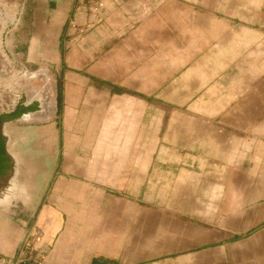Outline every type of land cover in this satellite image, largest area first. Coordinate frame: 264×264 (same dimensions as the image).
<instances>
[{
	"label": "crops",
	"instance_id": "crops-1",
	"mask_svg": "<svg viewBox=\"0 0 264 264\" xmlns=\"http://www.w3.org/2000/svg\"><path fill=\"white\" fill-rule=\"evenodd\" d=\"M6 49L59 107L5 133L0 264H264V0H23Z\"/></svg>",
	"mask_w": 264,
	"mask_h": 264
},
{
	"label": "rangeland",
	"instance_id": "rangeland-1",
	"mask_svg": "<svg viewBox=\"0 0 264 264\" xmlns=\"http://www.w3.org/2000/svg\"><path fill=\"white\" fill-rule=\"evenodd\" d=\"M22 2L23 0H0V115L11 113L22 99H25L26 106L29 105L31 88L36 91H44L56 100L54 118L45 122H25L23 120L24 118L29 119V115L36 118L37 115L42 114V110H37L27 113L21 120L12 123L13 126L28 124L34 128L43 127L44 125L48 126V122L53 123L55 117L58 115L59 105L56 77L54 73L46 68L27 70L21 64L14 61L6 49L7 39L10 36L13 24L18 19ZM12 14L15 15V20L11 19L10 16ZM32 105L36 106L35 103Z\"/></svg>",
	"mask_w": 264,
	"mask_h": 264
},
{
	"label": "water",
	"instance_id": "water-1",
	"mask_svg": "<svg viewBox=\"0 0 264 264\" xmlns=\"http://www.w3.org/2000/svg\"><path fill=\"white\" fill-rule=\"evenodd\" d=\"M37 110V106H26L25 99H22L11 113L0 115V195L5 192L8 185L15 181L17 175L15 160L8 151V139L5 133L11 128L13 122L21 120L27 113Z\"/></svg>",
	"mask_w": 264,
	"mask_h": 264
},
{
	"label": "bare ground",
	"instance_id": "bare-ground-1",
	"mask_svg": "<svg viewBox=\"0 0 264 264\" xmlns=\"http://www.w3.org/2000/svg\"><path fill=\"white\" fill-rule=\"evenodd\" d=\"M11 17V19L12 20H15V15H11L10 16ZM46 73V72H45ZM24 74V73H23ZM46 74H48V73H46ZM30 76H35V75H30ZM34 78H36V77H34ZM45 78V77H44ZM37 80V79H36ZM45 82V81H44ZM31 89H33V88H31ZM34 90V89H33ZM31 92V91H30ZM33 93V92H32ZM31 93V94H32ZM34 96V95H33ZM35 97H36V99L41 103V105L44 107V108H47V111H49L50 112V114L51 115H54V113H55V111H56V108H55V102H54V97H52L53 99L51 100V99H49L50 97H48V96H45V94H43V93H41V92H37V94L35 95ZM31 99H33V98H31ZM30 99V100H31ZM35 99V98H34ZM35 99V100H36ZM36 100V101H37ZM30 105H32V104H30ZM35 105L37 106V108H38V110H41V108H40V105H39V103L38 102H35ZM27 106H29V105H27ZM46 112V111H45ZM46 118V117H45ZM25 119H27V118H25ZM11 126V125H10ZM12 127V126H11ZM8 129H9V126H8ZM8 131V130H7ZM10 151L12 152V153H14L15 151H14V147H13V145H11V148H10ZM18 188H19V191H20V193L23 195V194H25L26 193V188H27V186L25 185V184H23L22 183V181L20 180V184L18 185ZM10 195H7V196H5L4 197V199H3V202L1 203V204H3V205H7V204H9L10 203Z\"/></svg>",
	"mask_w": 264,
	"mask_h": 264
}]
</instances>
